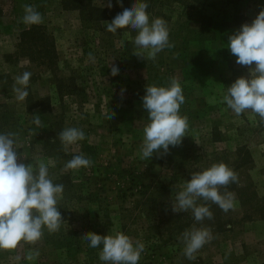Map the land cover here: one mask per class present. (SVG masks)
<instances>
[{
	"label": "rangeland",
	"instance_id": "obj_1",
	"mask_svg": "<svg viewBox=\"0 0 264 264\" xmlns=\"http://www.w3.org/2000/svg\"><path fill=\"white\" fill-rule=\"evenodd\" d=\"M25 4L41 14L39 25L48 33L42 42L47 51L27 50L31 57L15 55L18 32L28 27L22 22ZM237 7L240 25L215 24L201 34L197 17H177L174 10L167 20L149 16L166 22L174 47L146 60L133 54L137 31L130 26L111 33L109 20L103 21L104 32L84 28L78 10L63 9L62 0H0V127L16 132L18 163L32 164L36 172L43 161L52 182L64 186L56 205L63 219L59 231L50 234L44 227L34 245L22 241L15 249L0 250V264H105L99 259L102 245L96 257H88L93 251L84 239L88 232H119L142 242L139 261L146 264L264 263V122L251 111L236 115L222 102L238 78L250 77V68L231 54L229 36L253 22L264 0H245ZM227 9L232 11L230 5ZM112 65L119 69L115 76ZM25 71L31 73L28 96L20 101L13 85ZM173 77L185 97L179 115L187 119L186 136L167 154L161 150L141 159L143 129L150 122L142 100L146 86L167 87ZM66 128L85 133L67 152L58 139ZM41 136H50V147L37 142ZM76 155L90 159V166L65 171ZM219 163L238 178L219 189L232 194L234 208L225 213L198 199L212 219L197 222L191 210L174 213L175 196L192 174ZM151 197L156 203L147 212ZM193 228L207 230L211 239L189 260L182 235ZM35 252L39 255L28 260Z\"/></svg>",
	"mask_w": 264,
	"mask_h": 264
},
{
	"label": "clouds",
	"instance_id": "obj_2",
	"mask_svg": "<svg viewBox=\"0 0 264 264\" xmlns=\"http://www.w3.org/2000/svg\"><path fill=\"white\" fill-rule=\"evenodd\" d=\"M121 3L122 0H117ZM109 2L108 7H111ZM22 22L26 26L42 22L39 12L34 6L25 4ZM147 3L135 0V3L117 14L107 23V31L115 33L118 29L128 28L137 31L134 38L133 54L141 59L155 60L157 54L165 48L174 47L169 42V30L161 18L150 21ZM228 48L235 56L236 63L250 68V77L238 78L223 95L226 103L236 115L246 111L257 114L264 122V10L251 24L245 23L241 29L229 36ZM89 58L94 57L89 53ZM254 65V67H252ZM118 66H111V74H118ZM31 73L25 71L15 78L13 91L17 99L25 100L28 92ZM143 107L149 113L150 121L143 129V143L140 148L141 159H151L154 154H167L170 146L182 143L186 136L188 123L186 117L179 115V109L185 102L182 87L173 77L167 87L147 85L146 94L142 98ZM40 116H34V123L40 124ZM111 119V117H110ZM65 152L70 145L85 138V133L77 128H66L58 134ZM17 139L15 133H0V250H12L23 241L35 244L43 235L46 227L49 233L59 231L63 221L57 208L62 199L64 186L54 184L48 175V166L38 162V171L34 172L32 164L18 163ZM90 159L76 155L65 165V171L78 170L90 166ZM236 174L225 164H213L210 168L193 173L182 190L178 191L172 205L174 213L191 210L194 219L202 222L212 219L213 213L206 205H197L198 199L210 201L219 206L225 213L234 208L231 193L221 194L219 189L237 181ZM84 239L89 246L102 250L99 259L105 264H138L145 245L135 243L125 234L99 235L88 232ZM211 235L207 230L193 228L182 235L184 255L195 259L194 253L209 242ZM39 252L29 254L27 259L33 260Z\"/></svg>",
	"mask_w": 264,
	"mask_h": 264
},
{
	"label": "trees",
	"instance_id": "obj_3",
	"mask_svg": "<svg viewBox=\"0 0 264 264\" xmlns=\"http://www.w3.org/2000/svg\"><path fill=\"white\" fill-rule=\"evenodd\" d=\"M243 1L245 0H141V2L147 3V13L149 16L154 15L157 17H163L167 20L169 15L173 13L171 10H174V12L176 11L177 13V17L184 16L186 19L197 17L201 25L198 34L210 32L212 26L215 24L223 26L227 25L231 28L240 25L243 15L240 13V10H238L237 5H240ZM105 2V6H96L92 3H88L86 0H62V8L67 10V8L73 7V9L78 10L79 18L84 28L90 27L100 32H104L107 24L105 25L103 21L106 22L113 20L117 14L121 13L124 9L131 7V5L135 3V0H122L123 6H121V3H118L117 0H105ZM109 2L112 5L111 7H108ZM67 3H70L71 5H68ZM229 5L231 6L232 11L227 9V6ZM207 9H210L211 13H208ZM47 35L48 33L43 25L39 24L21 29L18 32V43L16 45L17 50L15 55L17 56L22 52H26L28 56V51L30 53H40L41 50L45 51L46 47L42 42L45 41ZM169 35L171 34L169 33ZM127 51L128 49H125V53ZM48 127L54 132V130L50 128V123ZM0 133H5L1 127ZM11 133L16 132L11 131ZM37 142L41 144L42 147H50L48 143L50 142V136H41L38 138ZM155 188L159 187L155 186ZM155 203L156 199H153L152 197L146 200L147 212H149L150 208ZM152 210L153 208L151 211ZM165 221L166 219H162L160 223H165ZM161 228L162 227H160V229ZM97 249L98 248H93V251L88 253V257H96ZM138 264L146 263L138 261Z\"/></svg>",
	"mask_w": 264,
	"mask_h": 264
}]
</instances>
